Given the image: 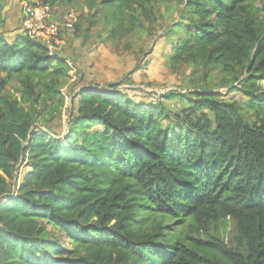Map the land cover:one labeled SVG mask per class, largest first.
<instances>
[{
    "label": "trees",
    "instance_id": "trees-1",
    "mask_svg": "<svg viewBox=\"0 0 264 264\" xmlns=\"http://www.w3.org/2000/svg\"><path fill=\"white\" fill-rule=\"evenodd\" d=\"M162 1L84 4L113 46ZM185 5L166 64L192 68L195 89L156 105L122 83L81 86L62 135L71 67L57 44L0 39V264H264V0ZM216 70L243 102L201 89Z\"/></svg>",
    "mask_w": 264,
    "mask_h": 264
},
{
    "label": "rangeland",
    "instance_id": "rangeland-1",
    "mask_svg": "<svg viewBox=\"0 0 264 264\" xmlns=\"http://www.w3.org/2000/svg\"><path fill=\"white\" fill-rule=\"evenodd\" d=\"M186 1L187 0H163L154 5L150 20L144 22L141 29L129 38L113 46L110 44L108 46L103 42L106 34L101 33V36L98 38L97 35L100 33V28L98 26L90 27L84 0H77L75 5L65 6L70 10V13L73 14L74 21L77 17L82 18L81 28L78 34L75 32H64L63 34L66 33L65 35L72 38L71 49H68V47L64 45L62 49L57 52L61 55L69 50L75 53L76 51L80 54L82 53L83 56L78 61L79 71L82 74L89 65H92L94 69L97 67L110 75L115 83H122L121 88L125 89L129 97L133 100L145 101L158 105L157 103L160 100V95L158 94H166L170 91H172V93L182 94L195 89L192 87L190 79L194 71L192 68L185 67L180 73L175 74L166 64V57L170 53V41L168 39L176 37L173 29L176 22L180 20L183 12L185 13L186 11ZM259 5H261V3H259ZM168 32H170V34L167 36ZM78 41L79 43H77ZM54 50L55 47L51 55H53ZM86 52H89V54ZM95 55L98 56L97 65L92 61ZM134 69L135 71L132 72ZM220 71L216 70L212 74V77L208 78L207 83H204L203 80L201 89L216 87V91L224 97L243 102L244 98L240 92L234 91L230 93L228 87L222 86L223 84L221 85V79L224 78V76L220 74ZM203 73L200 76V80H198L197 77H195V79L201 81V79L204 78ZM79 76L80 73L76 75L77 80L80 79ZM76 78L74 77V79ZM77 80H72V82L71 78L68 80V87L66 86L63 89L64 95H74L75 90L82 86L81 82L83 81V77H81L79 81ZM208 81L210 82L208 83ZM128 86L137 88H128ZM262 86L264 87V82ZM130 89L135 91L128 92L127 90ZM8 90L16 93V86L11 84ZM161 91L166 93H161ZM66 101L63 118L52 124L51 132L56 135H62L67 131L68 117L72 110L71 97L67 96ZM162 103L164 104V102ZM174 104L175 101L173 100L164 105L171 107V105L173 106ZM163 124H170L172 125V129L176 128L178 130L176 124L172 122L164 121ZM27 171L28 169L25 166L20 167V181L23 180V176ZM229 231H231V229Z\"/></svg>",
    "mask_w": 264,
    "mask_h": 264
},
{
    "label": "crops",
    "instance_id": "crops-1",
    "mask_svg": "<svg viewBox=\"0 0 264 264\" xmlns=\"http://www.w3.org/2000/svg\"><path fill=\"white\" fill-rule=\"evenodd\" d=\"M65 5L66 4H59L58 6L52 8L53 10L52 11V21L54 23L62 24L66 15L70 12V10H68ZM22 18H23V14H22V9H21L19 0H0V39H4L7 42H13L20 36H23L24 29H23V24H22ZM65 34H63L62 40L60 39L57 46L55 47L53 55H59L65 58V60L71 67V71L69 72L71 82L72 80L74 81L77 80L76 75L80 73V76H79L80 79L81 77H83V81L81 82L82 86H96V85L105 86L110 83L112 84L115 83L112 77H110V75L105 73L103 70L98 69L97 67L95 69L92 68V65H89V67L85 69L82 74L79 71V66H78V61L83 56L82 53L80 54L78 51H76L75 53L71 50L67 51L66 53L62 55L58 53L57 51L62 49L64 45H66L68 49H71L72 38ZM77 43H79V41ZM86 53L89 54V52H86ZM92 61L93 63L97 65L98 56L95 55V58L92 59ZM74 77L76 79H74ZM80 87L75 90V94L80 89ZM128 92H131V91H128ZM74 95H71V98ZM136 101L141 102L138 100Z\"/></svg>",
    "mask_w": 264,
    "mask_h": 264
},
{
    "label": "built area",
    "instance_id": "built-area-1",
    "mask_svg": "<svg viewBox=\"0 0 264 264\" xmlns=\"http://www.w3.org/2000/svg\"><path fill=\"white\" fill-rule=\"evenodd\" d=\"M23 13V27L25 34L32 40L43 41L48 43L58 44L60 40L61 30H74V17L72 13L67 14L62 24H57L52 21V9L49 5H43L39 0H19ZM52 52L54 46L49 47ZM238 86V84H235ZM128 88H137L129 87ZM100 89V88H99ZM171 92V91H170ZM161 93H166L161 91ZM167 94V93H166ZM21 159L18 168L25 166L26 162ZM16 189L13 188L12 195H15Z\"/></svg>",
    "mask_w": 264,
    "mask_h": 264
},
{
    "label": "clouds",
    "instance_id": "clouds-1",
    "mask_svg": "<svg viewBox=\"0 0 264 264\" xmlns=\"http://www.w3.org/2000/svg\"><path fill=\"white\" fill-rule=\"evenodd\" d=\"M51 9H52V8H51ZM52 11H53V10H52ZM69 13H70V12H69ZM69 13H68V14H69ZM22 14H23V13H22ZM66 16H67V15H66ZM22 21H23V18H22ZM62 23H63V22H62ZM22 24H23V23H22ZM23 29H24V27H23ZM64 30H66V29H64ZM67 31H68V30H66V32H67ZM68 32L71 33V31H68ZM72 32H74V30H73ZM24 34H25V31H24ZM24 34H23V35H24ZM50 52H51V51H50ZM236 84H237V83H236ZM87 87H93V88H94V87H97V85H96V86H87Z\"/></svg>",
    "mask_w": 264,
    "mask_h": 264
}]
</instances>
